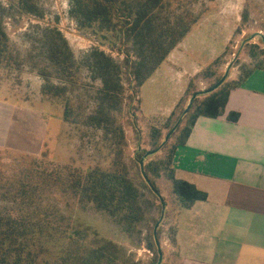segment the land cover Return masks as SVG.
<instances>
[{
    "label": "rangeland",
    "instance_id": "rangeland-1",
    "mask_svg": "<svg viewBox=\"0 0 264 264\" xmlns=\"http://www.w3.org/2000/svg\"><path fill=\"white\" fill-rule=\"evenodd\" d=\"M105 1L0 0L1 25L12 52L11 61L0 64V211L21 207L14 202V193L18 185L29 181L26 173L33 166L108 170L120 159L139 190L135 204L144 216L132 233H124L108 213L83 206L70 194H58L53 186L25 202L33 205L24 208L25 213L32 214L33 222L49 215L54 229L61 226L53 215L59 212L64 217L62 228L69 226L79 233L71 243L64 241L62 254L68 264H81L76 250L81 255V250L92 251L106 242L124 252L131 264H157L154 230L162 204L144 179L140 161L159 148L177 125L168 142L144 162L146 175L166 201L157 237L164 255L162 264H170L171 238L180 208L173 192V154L197 106L211 93L200 95L190 111L183 113L196 92L210 89L224 75L223 85H229L264 65V0H160L153 12L159 15V23L168 26L181 16L195 22L141 88L134 82V63L139 56L128 30L137 10L150 0H108L107 6ZM96 2L110 13L109 27L102 19L93 22L89 18ZM54 42L70 59L69 72L52 61L50 45ZM97 51L120 67L122 93L112 107L104 99L103 81L92 59ZM54 87L61 89L58 96L53 95ZM102 106L109 120L90 123L91 116L100 115ZM116 131L122 137L117 134L113 140ZM36 229L35 236H30L38 244L37 237L54 233ZM40 248L43 252L34 264H42L43 258L54 260L52 245Z\"/></svg>",
    "mask_w": 264,
    "mask_h": 264
},
{
    "label": "trees",
    "instance_id": "trees-1",
    "mask_svg": "<svg viewBox=\"0 0 264 264\" xmlns=\"http://www.w3.org/2000/svg\"><path fill=\"white\" fill-rule=\"evenodd\" d=\"M107 2L109 1L103 2L105 6H107ZM159 2L160 0H150V3L144 4V7L141 6L137 10L128 30L137 46L139 56V60L134 63L133 70L135 86L138 88H141L159 69L169 53L191 31L192 24L195 22V20L181 16L168 26H165L164 23H159V15L153 13L159 7ZM96 6L95 10L90 12L89 18L93 22L102 19L103 24L109 27L110 23L108 24L107 21L110 22L111 20L108 17L110 13L107 12V8L105 6L102 7L98 2H96ZM31 11L33 12V10ZM1 18L2 15L0 16V64L2 65L11 61L12 52L9 47L7 34L1 25ZM62 54L58 44L54 42L50 45L52 61L60 69L69 72L71 61ZM92 59L103 81L102 91L104 99L109 101V106L112 107L113 102L122 93V85L119 81L120 67L114 64L113 60L103 52H95ZM256 69H264V65L250 70L239 80L234 81L233 84L227 85V83L220 86V88L205 97L197 106L190 124L182 132L176 148L185 144L199 116L213 118L222 116L231 90L239 86ZM54 90V96H58L59 92H61L59 87H54ZM50 92L52 91L50 90ZM50 92L45 91V94H50ZM109 118V113L102 106L100 115L91 116L90 123L102 124L108 121ZM65 119H69L68 109L65 111ZM114 134L111 137L113 140L117 134L122 137L118 131L114 132ZM43 157H46V154L43 153ZM52 166H54L52 170L41 169L40 166L29 168L26 173L29 181L18 185L17 192L15 191L14 193V202L21 204V207H19L20 205L13 208L5 207L4 211H0V264L37 263L39 256L43 252L41 251L43 248L39 249V247L46 244L54 247V260L50 261L47 258H43L40 261L42 264H68L67 258L62 254L64 241L68 240L71 243L73 238L79 233L69 226L62 228L64 226L62 225L64 217L57 211L53 215L55 219L59 220V225L61 226L53 229L49 223V220H52L49 215L47 219L33 222L30 220L32 214L29 212L25 213L24 209L33 207V205H28L25 202L45 193L48 190L47 187L50 186L56 188L58 194H70L75 197L83 206L91 205L98 211L108 213L124 233H132L136 224L143 220V213L135 204L139 197V190L130 179L127 167L120 159L114 161L112 167L108 170L99 167L84 170L73 165ZM172 181L173 192L178 198L180 208H190L196 201H203L208 198V194L199 190L195 185L175 178L174 171ZM18 198H23L21 203L17 202ZM36 228L53 230L54 233L48 238H44L45 235L37 237L38 244L30 236V234L35 236ZM174 233L171 238L173 243L176 242ZM27 238H29L30 244H27L29 241ZM25 247L28 248L25 249ZM74 253L81 264H131L130 260L125 257V253L111 242H106L103 246L94 248L92 251L85 252L81 250V255L78 250Z\"/></svg>",
    "mask_w": 264,
    "mask_h": 264
},
{
    "label": "crops",
    "instance_id": "crops-1",
    "mask_svg": "<svg viewBox=\"0 0 264 264\" xmlns=\"http://www.w3.org/2000/svg\"><path fill=\"white\" fill-rule=\"evenodd\" d=\"M174 175L208 198L177 210L170 264H264V69L231 90L222 116L197 118Z\"/></svg>",
    "mask_w": 264,
    "mask_h": 264
},
{
    "label": "water",
    "instance_id": "water-1",
    "mask_svg": "<svg viewBox=\"0 0 264 264\" xmlns=\"http://www.w3.org/2000/svg\"><path fill=\"white\" fill-rule=\"evenodd\" d=\"M259 35V34H258ZM227 79V74L224 75V77L216 84L214 85L213 87H211L210 89L206 90V91H201V92H196L192 98L190 99V102L188 104V107L185 109L184 113H183V116H185L191 109L194 101L200 96V95H205V94H209V93H212L214 92L215 90H217L220 86L223 85V83L225 82V80ZM182 116V118H183ZM181 118V119H182ZM180 119V121H181ZM180 121L178 122V124L180 123ZM177 127V125H176ZM176 127L174 129H172L170 131V133L166 136V138L164 139L162 145H160L159 148L155 149V150H152L150 152H147L141 159L140 161V166H141V172H142V175L144 177V179L146 180L147 184L150 186L151 190L159 197L160 201H161V204H162V214H161V218L160 220L158 221V223L156 224L155 226V230H154V236H155V240H156V243H157V247H158V253H159V260H158V263L157 264H162L163 262V259H164V255H163V251H162V248H161V245L159 243V240H158V237H157V230L161 224V222L163 221V218L165 216V212H166V201L165 199L163 198V196L157 191V189L155 188L154 184L151 182V180L148 178V176L146 175V172H145V166H144V162H145V159L148 157V156H151L155 153H157L167 142L168 140L170 139L171 135L173 134V132L175 131Z\"/></svg>",
    "mask_w": 264,
    "mask_h": 264
}]
</instances>
